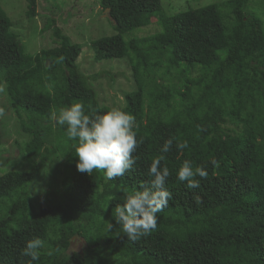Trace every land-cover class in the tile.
I'll list each match as a JSON object with an SVG mask.
<instances>
[{
  "label": "trees",
  "instance_id": "16d2710c",
  "mask_svg": "<svg viewBox=\"0 0 264 264\" xmlns=\"http://www.w3.org/2000/svg\"><path fill=\"white\" fill-rule=\"evenodd\" d=\"M253 1L221 0L168 15L160 0H99L114 33L91 41L93 58L127 59L135 87L119 108L135 116L142 139L133 169L112 181L100 170L78 172L76 141L67 140L62 127L39 133L27 116L77 101L89 112L111 109L99 104L90 84L95 75L79 69L81 46L50 17L56 45L38 56L26 53L0 6V81L7 82L31 163L28 170L0 175V264H29L21 250L35 237L44 247L32 264H264V0L258 6ZM25 15H37V0H26ZM154 16L159 32L124 37ZM38 61H45L42 78L54 92L28 91L20 98L17 87ZM6 135L0 121V144ZM169 138L166 187L173 198L155 230L130 240L113 218L125 199L120 185L131 191L149 179L151 159ZM185 141L178 150L176 143ZM52 159L64 169V199L42 201L36 209L32 186ZM186 159L207 164L208 176L196 177L199 188L188 189L176 177ZM72 236L84 240L80 251H69Z\"/></svg>",
  "mask_w": 264,
  "mask_h": 264
},
{
  "label": "rangeland",
  "instance_id": "374dc122",
  "mask_svg": "<svg viewBox=\"0 0 264 264\" xmlns=\"http://www.w3.org/2000/svg\"><path fill=\"white\" fill-rule=\"evenodd\" d=\"M160 1L163 10L169 15L185 10L189 6L199 7L221 0ZM253 2L259 5L258 0ZM0 6L9 17L12 30L18 34L25 52L34 56H38L40 49L56 45L52 29L47 26L49 23L47 20L50 17L54 18L62 34L68 36L70 42L81 46L76 62L82 73L95 75V78L90 80V84L97 92L99 104L111 108L124 106L125 92L135 87L127 59L95 61L93 58L91 41L114 33L110 19L99 6V0H37V15L32 19H28L25 15L26 0H0ZM160 30L161 22L154 16L147 26L128 31L124 37H146ZM43 65L45 61L36 62L28 78L18 85L17 92L20 98L24 92L28 91L37 96H52L54 92L52 84L42 78ZM0 106L6 109V114L0 118V121L3 122L7 132L0 144V175L10 170H28L31 163L22 150L26 136L18 128V121L12 113L7 93L0 95ZM48 106L50 110L44 114L27 112L30 125L43 135L54 133L55 126L49 119L53 109L50 105ZM63 176L64 169L58 159H52L46 164L32 186L30 200L34 208L38 209L42 201L64 199L61 184ZM70 242L69 251H80L84 246V240L77 236H74Z\"/></svg>",
  "mask_w": 264,
  "mask_h": 264
},
{
  "label": "clouds",
  "instance_id": "9594fccd",
  "mask_svg": "<svg viewBox=\"0 0 264 264\" xmlns=\"http://www.w3.org/2000/svg\"><path fill=\"white\" fill-rule=\"evenodd\" d=\"M7 82L0 81V95H6ZM6 114V109L0 106V118ZM49 119L54 126L64 128L65 137L76 141L73 145L75 156L78 158V172L91 176L93 170H100L106 180L112 181L130 172L137 160L133 155L142 139L137 138L135 116L113 107L110 110L89 112L83 102H73L67 106L53 109ZM173 139L169 138L159 148L158 155L151 159L147 175L149 179L138 184L135 190H127L125 199L115 207L114 220L120 225L124 234L130 240H137L150 234L157 227L158 214L161 213L173 198L172 192L166 187L171 175L167 166V154L171 151ZM187 142H177L176 148L183 150ZM209 163L215 164L213 159ZM208 176L207 164L194 166L191 160H184L176 171L177 179L188 189L200 187L196 177ZM199 197H197V200ZM108 204L104 211H108ZM113 224L109 222L108 228ZM74 236H72L73 238ZM71 238V239H72ZM44 241L38 237L25 241L21 255L30 258L29 264L38 261Z\"/></svg>",
  "mask_w": 264,
  "mask_h": 264
},
{
  "label": "water",
  "instance_id": "95a60500",
  "mask_svg": "<svg viewBox=\"0 0 264 264\" xmlns=\"http://www.w3.org/2000/svg\"><path fill=\"white\" fill-rule=\"evenodd\" d=\"M104 12H105V15H106L107 17H109V9H105Z\"/></svg>",
  "mask_w": 264,
  "mask_h": 264
},
{
  "label": "bare ground",
  "instance_id": "6f19581e",
  "mask_svg": "<svg viewBox=\"0 0 264 264\" xmlns=\"http://www.w3.org/2000/svg\"><path fill=\"white\" fill-rule=\"evenodd\" d=\"M214 108V107H213Z\"/></svg>",
  "mask_w": 264,
  "mask_h": 264
}]
</instances>
